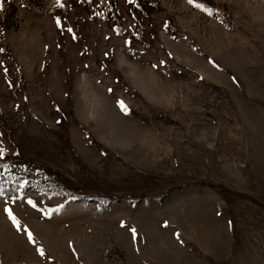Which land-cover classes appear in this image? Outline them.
Masks as SVG:
<instances>
[{
	"label": "rangeland",
	"instance_id": "obj_1",
	"mask_svg": "<svg viewBox=\"0 0 264 264\" xmlns=\"http://www.w3.org/2000/svg\"><path fill=\"white\" fill-rule=\"evenodd\" d=\"M196 2L0 0V264H264V0Z\"/></svg>",
	"mask_w": 264,
	"mask_h": 264
},
{
	"label": "snow or ice",
	"instance_id": "obj_2",
	"mask_svg": "<svg viewBox=\"0 0 264 264\" xmlns=\"http://www.w3.org/2000/svg\"><path fill=\"white\" fill-rule=\"evenodd\" d=\"M57 2H59V0H57ZM187 3L190 5H194L196 8H199L205 12H207L208 14L212 13V9L206 7V5L202 4V3H197L196 0H187ZM2 6V5H0ZM57 26H60V21L57 19ZM69 31H71V29H69ZM75 38V37H73ZM0 51H3V49H0ZM161 63H163V61H161ZM210 63H212V61H210ZM109 91H111V89H109ZM117 105L119 106V109L121 112L127 113L129 111L127 105L124 103L123 100H117ZM4 155V151L0 150V156ZM28 203L30 205H32L33 207H36L35 202H33L31 199L28 200ZM7 214L9 219L12 221L13 225L17 228V231L21 230V225L20 222L17 220V218L15 217V215L13 214V212L11 211V209H9L7 206H5L4 209ZM123 221H121V225L123 226ZM24 232H26L27 234V238L29 240V242L31 243H35V240L33 238V234L31 233V231H29L26 227L23 228ZM131 234H132V240L135 241L137 239V234H136V230L135 229H130ZM69 247L71 248V242H69ZM36 252L40 255V256H45V250L43 249V247L38 246L36 247ZM50 259V257H49Z\"/></svg>",
	"mask_w": 264,
	"mask_h": 264
},
{
	"label": "trees",
	"instance_id": "obj_3",
	"mask_svg": "<svg viewBox=\"0 0 264 264\" xmlns=\"http://www.w3.org/2000/svg\"><path fill=\"white\" fill-rule=\"evenodd\" d=\"M0 170H1V168H0ZM80 191H81V189H79ZM164 193V192H163ZM78 194L80 195V194H83V193H81V192H78ZM77 194V195H78ZM164 194H166V193H164ZM160 196H162V195H160ZM107 198H109L110 200H113V199H115L114 197H107Z\"/></svg>",
	"mask_w": 264,
	"mask_h": 264
}]
</instances>
